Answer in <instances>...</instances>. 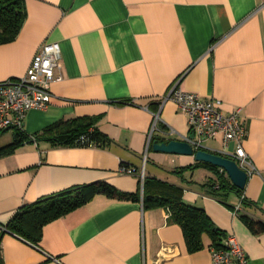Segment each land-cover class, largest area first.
<instances>
[{
  "label": "crops",
  "instance_id": "0c3cea01",
  "mask_svg": "<svg viewBox=\"0 0 264 264\" xmlns=\"http://www.w3.org/2000/svg\"><path fill=\"white\" fill-rule=\"evenodd\" d=\"M22 1L19 33L0 44V82L23 76L38 47L50 43L60 50L62 80L51 84L46 110L27 112L23 132L32 140L0 157V264H211L213 238L223 243L229 234L247 264H264V232L245 222L264 221V0ZM175 83L220 100L223 113L241 110L242 147L256 173L240 192L213 191L215 174L192 156L152 150L155 136L182 140L190 133L172 101L159 109ZM155 112L158 128L149 140ZM71 120L92 123L108 140H34ZM13 137L0 132V149ZM212 141L206 151L220 155L223 146ZM144 177L179 188L169 193L202 209L217 234L203 232L200 246L189 249L169 207H143ZM99 182L141 199L95 193L46 223L35 243L6 230L22 208Z\"/></svg>",
  "mask_w": 264,
  "mask_h": 264
},
{
  "label": "trees",
  "instance_id": "16d2710c",
  "mask_svg": "<svg viewBox=\"0 0 264 264\" xmlns=\"http://www.w3.org/2000/svg\"><path fill=\"white\" fill-rule=\"evenodd\" d=\"M24 19L25 10L22 0H0V44L11 42L17 36ZM41 139L49 141L53 146L103 145L108 140L92 126V123L74 120L61 121L44 128L34 137L35 141ZM31 140L23 131H15L12 143L0 149V157L11 154L20 144ZM122 166L128 168L126 165L122 164ZM197 166L209 169L216 175L215 182L212 184L213 191L228 189L241 191L236 189L217 167L200 162ZM169 192L177 194L180 190L166 182L149 177L143 179L142 199L139 193L119 192L106 182H99L84 187L75 194L64 192L57 197H49L35 205L26 206L17 212L5 228L35 243L46 223L82 206L93 194L103 193L107 198L117 201H139L141 199L144 208L169 207L171 219L180 226L185 244L191 250L200 246L203 232L211 236L217 234L218 231L202 209L179 201ZM245 222L253 233L264 232V221L245 219ZM219 240L218 236L213 238V247H222Z\"/></svg>",
  "mask_w": 264,
  "mask_h": 264
},
{
  "label": "built area",
  "instance_id": "2783aa9c",
  "mask_svg": "<svg viewBox=\"0 0 264 264\" xmlns=\"http://www.w3.org/2000/svg\"><path fill=\"white\" fill-rule=\"evenodd\" d=\"M60 50L57 43L40 45L25 74L0 82V132L23 131L26 114L30 110H46L50 104L51 84L62 80ZM172 101L186 118L189 135L182 137L194 150H207L206 141L219 140L220 155L233 160L247 177L256 173L242 147L246 128L241 121V110L223 113L218 99H202L194 92L181 90L175 83L159 102V109ZM159 112L153 113L152 132L157 130ZM192 135L190 139L189 136ZM129 173V168L121 167ZM220 172L223 171L220 169ZM211 264H247L245 252L233 234L226 236L222 247L210 248Z\"/></svg>",
  "mask_w": 264,
  "mask_h": 264
},
{
  "label": "water",
  "instance_id": "95a60500",
  "mask_svg": "<svg viewBox=\"0 0 264 264\" xmlns=\"http://www.w3.org/2000/svg\"><path fill=\"white\" fill-rule=\"evenodd\" d=\"M162 134V136H155L152 141L151 145L154 152L192 156L195 162L209 164L221 169L236 189H244L248 179L247 174L233 160L203 149L194 150L184 139L173 140L167 138V133ZM189 138L191 139L192 135Z\"/></svg>",
  "mask_w": 264,
  "mask_h": 264
},
{
  "label": "rangeland",
  "instance_id": "374dc122",
  "mask_svg": "<svg viewBox=\"0 0 264 264\" xmlns=\"http://www.w3.org/2000/svg\"><path fill=\"white\" fill-rule=\"evenodd\" d=\"M11 133L12 132H8V133H3L2 135H4V134H6V135H4V137H10L11 136ZM214 141H206L205 143H204V145L203 146H205V147H210V148H213L214 147ZM213 173V172H212ZM214 174V173H213ZM216 176V175H215Z\"/></svg>",
  "mask_w": 264,
  "mask_h": 264
}]
</instances>
